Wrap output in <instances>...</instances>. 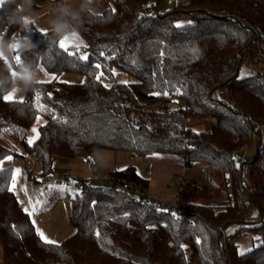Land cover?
<instances>
[{
	"label": "trees",
	"instance_id": "16d2710c",
	"mask_svg": "<svg viewBox=\"0 0 264 264\" xmlns=\"http://www.w3.org/2000/svg\"><path fill=\"white\" fill-rule=\"evenodd\" d=\"M47 1L58 7L63 0L0 4V37H28L12 75L38 65L52 75L24 93L23 103L0 98V129L6 133L0 134V163L23 157L6 135L34 154L45 177L58 157L86 160L95 173L96 150L178 154L188 167L210 166L214 180L230 178V201L217 206L192 200L196 188L177 205L135 194L117 186L131 182L146 193L148 181L130 165L111 171L110 183L84 180L75 199L67 194L75 231L57 247L41 241L15 192L7 190L13 167H3L0 264H264V0H189L167 12L161 11L164 0L155 8L152 0H113L95 16H68L70 29L78 28L87 46L76 55L60 49L55 33L35 22L29 32L10 23L40 13ZM84 53L87 61L78 58ZM9 71L0 63V87H8ZM119 72L135 81L114 82ZM64 73L82 80L66 81ZM37 94L45 110L37 107ZM38 116L45 121L29 146L27 134ZM204 118L211 119L209 130L191 127V120ZM254 142V157L239 162L236 154ZM28 178L33 184L29 168ZM252 205L259 210L255 220L248 219ZM222 228H234L231 242L225 243ZM243 236L261 244L241 255L235 240Z\"/></svg>",
	"mask_w": 264,
	"mask_h": 264
},
{
	"label": "rangeland",
	"instance_id": "374dc122",
	"mask_svg": "<svg viewBox=\"0 0 264 264\" xmlns=\"http://www.w3.org/2000/svg\"><path fill=\"white\" fill-rule=\"evenodd\" d=\"M113 0H95L94 7L96 12L103 11L108 7ZM189 0H164L161 6L162 12H167L178 6L179 4H185ZM157 0L151 1L152 8L156 7ZM58 7L55 6V3L52 1H47L44 3V7L40 13H35L31 15L34 17V22L36 26L42 30H47L51 27V21L53 20H67L68 16H63L58 8L61 6H66L72 11H79V4L76 0H63L58 2ZM79 41V40H78ZM257 67L256 70L257 71ZM37 70V69H36ZM34 71V73L36 72ZM62 79L66 81H75L79 82L82 80V77L77 74L64 73L61 76ZM52 79V75L47 71L40 73L39 81H46ZM127 81L132 82L135 79L127 73L119 72L114 78V82ZM16 99L24 98V93H18ZM177 103L179 106L184 107L185 101L183 99H178ZM32 124L28 134L27 141L29 138L36 135L32 132V129L35 127L39 133V127L44 123V118L38 116ZM191 127L195 130H209L211 127V119L204 118L201 120H191ZM0 134H6L4 129H0ZM7 140L10 142L11 146L20 152L23 157L20 155L18 157L11 156L12 159H4L0 163V168L3 167H13L15 169H20V174L16 179L15 194L20 203H22L25 208L31 210L32 205L36 204V201L41 203L36 205L37 211L31 216L32 221H35L36 229L39 228L44 234L53 241L58 243L63 242L68 236H70L74 231V227L70 222V213H71V202L67 197V194H73L75 192H80L81 182L88 180L94 184H97L96 176L93 170L90 169L89 163L86 160L81 158L75 159H65L62 157L56 158L53 164V170L49 173V176H43L39 164L36 163L30 167H27L25 164V158L28 153L24 150L22 145L19 144L18 140L13 136H7ZM256 143L254 142L251 146L244 148L242 152L244 155L245 161H250L256 153ZM101 152V153H100ZM98 154H111V151L103 150L99 151ZM9 157V156H8ZM36 159V158H35ZM103 167L96 166L95 170H100L103 172L104 177L109 176V171L107 167L111 165V160L108 157H103ZM28 168L31 170L32 177L36 178L42 184L37 185L34 188V182L36 179H32L30 183L28 178ZM201 172V180L204 179L209 181L211 178L212 172L209 171L208 167L205 164L197 167L195 171ZM67 177V181L58 182L59 179ZM79 185H76V182ZM210 185H204L201 188H198L197 191L199 195L192 200H198L201 202L215 204L217 206H223L229 203L231 192V181L230 178L224 179V177H218L215 180L209 183ZM49 186H52L51 188ZM228 188V189H227ZM40 194L43 195V198L38 197ZM197 193H195L196 195ZM255 206H250L248 212V218L252 219L255 214ZM1 246H0V262H1Z\"/></svg>",
	"mask_w": 264,
	"mask_h": 264
},
{
	"label": "crops",
	"instance_id": "0c3cea01",
	"mask_svg": "<svg viewBox=\"0 0 264 264\" xmlns=\"http://www.w3.org/2000/svg\"><path fill=\"white\" fill-rule=\"evenodd\" d=\"M99 151L103 150H96L93 156L95 166H104L103 157H108L111 160V165L107 167L109 173L133 165L139 175L148 181L147 196L153 200L167 202L172 205L187 200V196H191L192 189H198L207 184L210 185L209 183L216 177V173L212 168L205 164L212 175L209 181L201 180V172L199 170L195 171V169L202 164L188 167L186 166L185 157L178 154L157 153L146 157H137L129 151L107 150L111 151V154H98ZM178 180L181 182L177 183ZM188 189L191 191L189 192ZM21 206L25 208L22 203ZM255 209L254 217L250 220H255L259 216L258 208L255 207ZM228 232L232 234L234 228L229 229ZM235 243L238 245L240 252H246L254 244L256 246L260 245L261 240L254 242L251 236H243L236 239Z\"/></svg>",
	"mask_w": 264,
	"mask_h": 264
},
{
	"label": "clouds",
	"instance_id": "9594fccd",
	"mask_svg": "<svg viewBox=\"0 0 264 264\" xmlns=\"http://www.w3.org/2000/svg\"><path fill=\"white\" fill-rule=\"evenodd\" d=\"M26 2L31 4L32 0H26ZM94 4L95 0H83L79 11H72L66 6H61L57 11L63 16H71L73 19H77L80 13H86L87 16H95L97 12ZM18 9L20 11L25 10L23 5L18 6ZM10 23L19 25L20 30L24 32H29L31 31L29 25L34 23V17L31 15H21L18 18L12 17L10 18ZM77 29L78 28L70 29L67 20H53L51 21V27L47 29V31L55 33L60 40H72L74 37L78 36ZM27 40L28 37L20 36L15 33L7 41L0 37V63H4L10 70L8 87H0V89L4 90L6 93L17 95L18 93H26L29 90H38L37 85L40 80V73L43 72L40 65H38L35 73L25 69L22 72H16L14 76L12 75L14 71L12 64L13 62L16 65L21 63V56L28 48ZM17 57L20 58L19 62L17 61Z\"/></svg>",
	"mask_w": 264,
	"mask_h": 264
},
{
	"label": "snow or ice",
	"instance_id": "6c2138e0",
	"mask_svg": "<svg viewBox=\"0 0 264 264\" xmlns=\"http://www.w3.org/2000/svg\"><path fill=\"white\" fill-rule=\"evenodd\" d=\"M4 2V0H0V4H2ZM114 11V9H113ZM79 40V38L76 36L74 37L72 40H60L59 41V47L60 49H62L63 51H65L68 55H76L80 52V48L83 46V47H87L86 45H83V42L82 41H79L77 43V41ZM74 48L75 51H70V49ZM80 60H83V61H87L88 60V56L86 53L84 54H80L79 57H78ZM20 58L17 57V61L19 62ZM94 67L96 69H100L101 68V65L100 64H96L94 65ZM42 70L44 71L43 67H42ZM101 76H103V72H100L99 74L96 75V80L99 81L101 79ZM54 78V77H53ZM46 81H38V83H45ZM83 83V82H82ZM121 83H127V81H121ZM105 87H110L109 85H104ZM164 95H167V93H163ZM51 94H49L50 96ZM152 95H160V93H152ZM0 98H2L5 102H11V103H23L24 100L23 98H20L19 100L16 99V96L12 93H3V94H0ZM39 99H40V96L39 94H37L36 96V100H37V107L40 109V110H45L44 109V106L39 104ZM37 120L39 121V117H37ZM32 132L33 133H36L35 136L31 137L28 139V144L29 146H31L35 140L39 137V133L37 131V129L34 127L32 129ZM6 159L8 160H11L12 157H6ZM239 166V165H238ZM123 169H121L122 171ZM20 169H15V172H14V175L12 177V182H11V185L8 187V191H15V187H16V179H17V176L20 174ZM50 188L52 186H49ZM0 190H4L3 188H0ZM73 199H75V194H73ZM41 202L38 200L36 201V204L32 205L31 207V210L29 208H24L23 211L29 216L31 217L36 211H37V208H36V205L40 204ZM33 225H35V221L33 220L32 221ZM16 226L14 225L13 228H15ZM37 231V234L39 236V238L41 239V241L45 244H48V245H54V246H59L58 242L57 241H53L51 240L50 238H48L43 231H41L39 228L36 229ZM96 235L97 237L100 236V233L99 231L96 232ZM254 239H259V238H254ZM246 251H250V249H247ZM241 255H243V252H240Z\"/></svg>",
	"mask_w": 264,
	"mask_h": 264
},
{
	"label": "built area",
	"instance_id": "2783aa9c",
	"mask_svg": "<svg viewBox=\"0 0 264 264\" xmlns=\"http://www.w3.org/2000/svg\"><path fill=\"white\" fill-rule=\"evenodd\" d=\"M149 15H153V12H152V11H148V12H146V16H149ZM242 152H245V150L242 151ZM242 152H239V153L236 154V158H237V160H238L239 162H243V161H245V159H244V155L242 154ZM27 155H28V156L25 157V164H26V166H32V165H34V164L36 163V159H35L34 154H33V153H28ZM95 176H96V180H97L98 183H100V184L110 183V182L108 181V179H107L106 177L103 176V173H102L100 170H97V169L95 170ZM62 181L66 182V181H67V177H64V178L59 179L58 182H62ZM75 182H76V185H79L77 181H75ZM180 182H181V181L178 180L177 183H180ZM37 185H39V184H36V186H37ZM117 186L122 187L123 189H126V190H128V191H130V192H133V193H135V194H140V195L142 194V195H144L145 197L149 198V197L147 196V194H146L145 192L142 191V189L140 188V186L135 185V184H133V183H131V182H127V183H124V184H117ZM40 196H41V195H40ZM174 205H176V204H174ZM178 218H179V217H178ZM221 230H222V233H223V237H224V241H225V243H229V242H231V241H232V237H231V235L227 232V230H224L223 228H222Z\"/></svg>",
	"mask_w": 264,
	"mask_h": 264
}]
</instances>
